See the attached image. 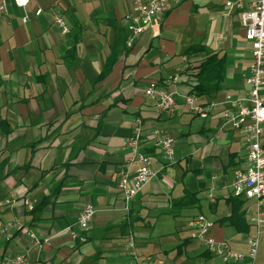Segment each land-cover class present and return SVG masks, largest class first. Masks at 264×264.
<instances>
[{
  "label": "crops",
  "instance_id": "1",
  "mask_svg": "<svg viewBox=\"0 0 264 264\" xmlns=\"http://www.w3.org/2000/svg\"><path fill=\"white\" fill-rule=\"evenodd\" d=\"M6 1L9 15L0 18V161L7 158V164L0 170V203L15 195L13 206L3 207L2 219L17 220L23 230L10 239L0 237V261L28 248L30 230L51 237L40 253L32 252L31 264H125L124 237L131 231L137 254L154 257L156 264H224L191 238L188 222L198 214L213 223L212 238L246 254L255 234L248 215L256 202L242 205L247 232L225 221L232 210L233 171L244 167V135L223 124L221 108L201 119L183 101L194 78L182 71V57L199 44L226 59L221 91L200 102L247 94L242 74L252 62L251 45L239 13L226 7L233 0H182L130 46L123 17L131 0H29L25 9ZM206 16L213 23L208 32H182L192 17ZM56 17L68 24L67 34L54 25ZM112 56V70L97 82ZM199 58L187 57L189 65ZM176 75L178 107L160 113L145 88H164ZM260 98L264 103V87ZM136 116L143 123L141 147L153 156L156 177L126 210L116 182L127 171L123 144ZM157 130L175 139L171 163L150 148ZM262 130L264 144V124ZM187 195L196 196L195 206L182 207ZM86 204L95 216L82 232L76 223ZM262 211L264 219V204ZM128 213L131 224L125 229ZM171 219L183 224L175 226ZM68 226L87 241L71 240L64 233ZM255 264H264V228Z\"/></svg>",
  "mask_w": 264,
  "mask_h": 264
},
{
  "label": "built area",
  "instance_id": "2",
  "mask_svg": "<svg viewBox=\"0 0 264 264\" xmlns=\"http://www.w3.org/2000/svg\"><path fill=\"white\" fill-rule=\"evenodd\" d=\"M21 9L27 8L29 0H11ZM182 0H131L124 14L127 32V45L144 32L158 27L159 23L168 13L174 10ZM226 7L239 13L244 38L251 45L252 62L242 74V81L247 88L244 98H232L225 95L223 100L213 99L206 104L200 98L189 92L183 96L184 104L191 114L201 119H206L210 113L221 108V119L224 125L233 130H239L244 135V167L233 171L230 190L231 196L244 201L254 200L256 207L249 213L248 221L255 228V234L247 241L246 254L233 251L228 242L217 241L210 236L213 223L203 214H198L188 222L191 229V238L195 239L208 252L218 257L224 264H255L261 231L264 228L262 207L264 204V144L261 143L262 125L264 124V103L260 98V91L264 87V0H233L227 1ZM41 10L37 9L34 15L38 17ZM9 15V4L0 0V18ZM23 24L28 21V16L21 18ZM54 25L62 34L69 32V26L61 17H56ZM189 68L188 59L182 57V71ZM179 83V76H173L164 88L154 84L145 88L144 95L155 102L156 110L160 113L174 112L178 104L175 100ZM143 123L139 116L134 117L131 124V133L124 141L126 151V172L118 176L116 187L123 197L125 209L143 191L151 179L156 177V172L151 169L153 156L142 150ZM175 139L164 131H155L150 139V148L158 154L164 163L173 162ZM135 167L132 176L129 169ZM209 198L213 201L211 195ZM15 195L5 198L0 203V237L10 239L14 233L23 230V226L14 220L4 223L2 219L3 207L13 206ZM95 216V209L91 204H86L76 223L79 231H87ZM29 239L28 248L17 255L5 254L0 264H31L32 252L40 253L44 246L51 241L50 236L39 237L30 230H26ZM71 240L85 243L87 237L78 235L71 226L64 229ZM125 264H156L152 256L141 257L136 252L134 234L128 231L124 237Z\"/></svg>",
  "mask_w": 264,
  "mask_h": 264
},
{
  "label": "trees",
  "instance_id": "3",
  "mask_svg": "<svg viewBox=\"0 0 264 264\" xmlns=\"http://www.w3.org/2000/svg\"><path fill=\"white\" fill-rule=\"evenodd\" d=\"M187 57L200 58L189 65L188 72L194 78V85L190 92L197 97H209L219 93L222 89V83L225 78L226 59L225 56L219 52H215L205 47L204 45H193L185 51ZM115 56H112L105 64L103 70L100 72L97 82L104 79L112 70L115 63ZM7 164V158L0 161V170L4 169ZM0 171V173H1ZM3 177L0 175V180ZM43 202L42 204H44ZM183 208L193 207L197 203L195 195H187L184 200L180 202ZM232 210L230 216L225 220L230 226L234 227L237 232L245 233L250 228L246 222L245 211L242 208L244 200L234 198L230 200ZM40 208V206L38 207ZM129 214V213H128ZM130 214L127 221L124 222L125 229L130 227Z\"/></svg>",
  "mask_w": 264,
  "mask_h": 264
},
{
  "label": "rangeland",
  "instance_id": "4",
  "mask_svg": "<svg viewBox=\"0 0 264 264\" xmlns=\"http://www.w3.org/2000/svg\"><path fill=\"white\" fill-rule=\"evenodd\" d=\"M220 6L221 5H219L218 8H221ZM194 18H196V19L194 20ZM198 19H199L198 17H192L189 26L187 28L183 29L182 32H185V31L193 32V30L195 28H200L201 31L208 32L210 30L211 26L213 25L212 21L209 20L208 16L199 19L200 21H197ZM176 33H177V31H176ZM187 212L189 214L196 213V211L194 209L193 210L189 209V210H187ZM171 220L174 221L175 226H177L178 223L183 224V219H171Z\"/></svg>",
  "mask_w": 264,
  "mask_h": 264
}]
</instances>
